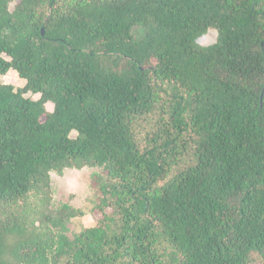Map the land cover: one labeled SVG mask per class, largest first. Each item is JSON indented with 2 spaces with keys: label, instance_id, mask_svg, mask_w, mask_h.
<instances>
[{
  "label": "trees",
  "instance_id": "obj_1",
  "mask_svg": "<svg viewBox=\"0 0 264 264\" xmlns=\"http://www.w3.org/2000/svg\"><path fill=\"white\" fill-rule=\"evenodd\" d=\"M0 264H264V0H0Z\"/></svg>",
  "mask_w": 264,
  "mask_h": 264
},
{
  "label": "rangeland",
  "instance_id": "obj_2",
  "mask_svg": "<svg viewBox=\"0 0 264 264\" xmlns=\"http://www.w3.org/2000/svg\"><path fill=\"white\" fill-rule=\"evenodd\" d=\"M13 9V8H12ZM217 40V33L211 30L203 38L199 39V44L202 46H208L215 43ZM1 81L6 84H12L17 88H24L26 81L21 79L18 73L11 70L7 75L1 77ZM32 99L38 100L40 95H31ZM53 104H47V110L53 111ZM76 133H72V137H76ZM94 170L90 168H83L81 170L69 169L66 170L63 176L53 174V203L54 206H60L61 204H70L74 208L81 209L85 212V216L73 219L68 224V234L73 236L75 233L82 231L85 228H91L95 226L96 217L90 215V211L93 209L94 193L90 188V177ZM100 216V214L96 215ZM33 224H39L38 217L31 218Z\"/></svg>",
  "mask_w": 264,
  "mask_h": 264
},
{
  "label": "water",
  "instance_id": "obj_3",
  "mask_svg": "<svg viewBox=\"0 0 264 264\" xmlns=\"http://www.w3.org/2000/svg\"><path fill=\"white\" fill-rule=\"evenodd\" d=\"M203 38V37H202ZM198 43H199V40H198Z\"/></svg>",
  "mask_w": 264,
  "mask_h": 264
}]
</instances>
